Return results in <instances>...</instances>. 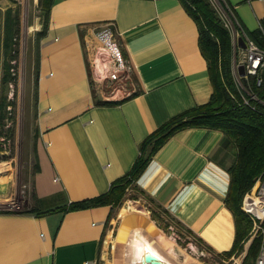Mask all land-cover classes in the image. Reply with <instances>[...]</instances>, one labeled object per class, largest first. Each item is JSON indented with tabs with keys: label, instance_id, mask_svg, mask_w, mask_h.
Segmentation results:
<instances>
[{
	"label": "crops",
	"instance_id": "crops-1",
	"mask_svg": "<svg viewBox=\"0 0 264 264\" xmlns=\"http://www.w3.org/2000/svg\"><path fill=\"white\" fill-rule=\"evenodd\" d=\"M227 1L260 42L264 0ZM39 27L36 210L31 198L26 210H0V264H100L110 204H68L105 192L129 170L146 135L208 101V60L184 0H53ZM92 35L98 53L111 36L125 47L132 78L124 95L97 94L85 46ZM234 153L222 131L184 127L159 147L137 180L217 253L232 246L235 234L224 203Z\"/></svg>",
	"mask_w": 264,
	"mask_h": 264
},
{
	"label": "rangeland",
	"instance_id": "rangeland-1",
	"mask_svg": "<svg viewBox=\"0 0 264 264\" xmlns=\"http://www.w3.org/2000/svg\"><path fill=\"white\" fill-rule=\"evenodd\" d=\"M206 1L217 14L218 6L215 8L214 3L221 0ZM40 7V0H0L1 211L26 210L29 207L28 199L31 198V207L34 200L32 179L36 161L34 143L37 132L35 69L38 29L44 13ZM16 17L18 23H15ZM217 19L223 25L218 14ZM92 38L99 40L95 35H92ZM113 39L118 42L111 36L103 40L104 45ZM92 43L95 45L94 41ZM110 53L111 48L105 47L103 52H97V57L101 61L109 59ZM233 63L234 59L231 60L230 53L232 81ZM126 86V82L122 86L112 83L102 84L95 89L100 97H119L127 92ZM262 174L264 170L255 178L241 201L242 210L251 219V227L240 251L226 256L208 250L202 242L197 243V238L174 219H169L168 222L163 218L158 219V224L151 217L146 198L139 192L138 198L127 197L120 205L114 206L112 217L106 221L101 245L103 259L100 264H142L146 252L154 254L163 264H241L252 240L257 238L260 244L264 240V218H253L252 214L244 209L245 202H248L245 200L247 192L257 204L264 200L252 193ZM133 192L135 191L129 190L127 194ZM123 206L126 209H122ZM258 211L259 214L264 212L260 208ZM255 258L250 264H254Z\"/></svg>",
	"mask_w": 264,
	"mask_h": 264
},
{
	"label": "trees",
	"instance_id": "trees-1",
	"mask_svg": "<svg viewBox=\"0 0 264 264\" xmlns=\"http://www.w3.org/2000/svg\"><path fill=\"white\" fill-rule=\"evenodd\" d=\"M52 2L53 0H40L43 15L46 14ZM184 2L198 24L201 50L209 64V78L213 90L208 101L173 115L146 135L139 144V154L129 170L111 181L105 192L90 198L71 201L67 207L76 209L96 204H110L112 212L114 206L120 205L127 197L138 198L137 193L140 192L148 202L146 206L152 219H155L158 224H160L158 219L163 218L167 222L169 219H174L197 238V243H200L199 237L173 217L164 205L139 185L137 180L155 152L177 130L184 127L217 129L223 132V137L235 148L234 160L227 167L229 183L224 197V203L234 218L235 234L232 246L221 253L231 256L243 248L244 240L251 227V219L241 208L242 198L253 185L255 178L264 170V105L256 104V107L252 108L240 101L239 93L232 81L229 33L219 23L217 14L208 2L206 0H184ZM15 23H18V17ZM120 49L123 56L128 58L122 44ZM100 102L110 101L100 100ZM36 170H38L37 157L34 172ZM129 190L135 192L129 195L127 194ZM122 209L126 208L123 206ZM31 210L36 208L31 207ZM163 228L165 229V226ZM259 245V239L252 240L241 264H250L258 253Z\"/></svg>",
	"mask_w": 264,
	"mask_h": 264
},
{
	"label": "built area",
	"instance_id": "built-area-1",
	"mask_svg": "<svg viewBox=\"0 0 264 264\" xmlns=\"http://www.w3.org/2000/svg\"><path fill=\"white\" fill-rule=\"evenodd\" d=\"M221 2L217 1L214 4L215 8L218 6V17L223 24L222 26L228 31L229 39L231 38V60L234 59L232 72L240 101L252 108H255L256 104L264 105V28L262 26L260 28L261 41L259 42L245 29L228 1L221 0ZM239 37L244 42L243 46L240 45ZM92 41L93 39L90 37L85 38L94 88L102 84L111 85L112 83H118L122 86L131 78V65L128 58L123 56L120 44L114 40L108 42L105 46L111 48V58L101 61L97 57L98 47L93 45ZM240 66L243 68L242 74L239 72ZM247 193L245 200L248 202H245L244 209L252 214L253 218L261 220L264 218L262 215L264 212L259 214L258 208L264 210V200L257 204ZM252 193L258 195L259 198H264V174L258 178L256 189ZM249 204L256 205L255 211L250 209ZM254 264H264V240L260 244Z\"/></svg>",
	"mask_w": 264,
	"mask_h": 264
},
{
	"label": "water",
	"instance_id": "water-1",
	"mask_svg": "<svg viewBox=\"0 0 264 264\" xmlns=\"http://www.w3.org/2000/svg\"><path fill=\"white\" fill-rule=\"evenodd\" d=\"M239 42H240L241 46L244 45V42H243L241 37H239ZM239 72H240V74L243 73L242 66H240ZM142 264H163V263H162V261L157 259L154 254H152L150 252H146L145 255H144V259H143Z\"/></svg>",
	"mask_w": 264,
	"mask_h": 264
},
{
	"label": "bare ground",
	"instance_id": "bare-ground-1",
	"mask_svg": "<svg viewBox=\"0 0 264 264\" xmlns=\"http://www.w3.org/2000/svg\"><path fill=\"white\" fill-rule=\"evenodd\" d=\"M248 206L250 207V209H251L252 211H255L256 205H251V204H249Z\"/></svg>",
	"mask_w": 264,
	"mask_h": 264
}]
</instances>
